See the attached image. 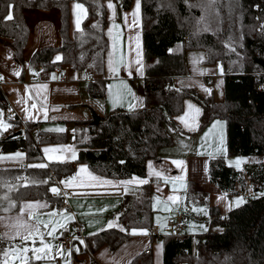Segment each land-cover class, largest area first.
Here are the masks:
<instances>
[{"label": "trees", "instance_id": "trees-1", "mask_svg": "<svg viewBox=\"0 0 264 264\" xmlns=\"http://www.w3.org/2000/svg\"><path fill=\"white\" fill-rule=\"evenodd\" d=\"M82 1L89 8L88 15L81 30L71 34L70 0H0V38L14 47L15 58L24 63L31 33L26 8L58 6L62 9L63 39L59 45L36 50L29 60L30 65H42L46 69L64 64L78 69L92 65L103 74L110 45L106 32L108 8L105 0ZM142 1L147 61L145 105L133 111L116 107L104 115L75 120L76 126L83 128L76 135L77 158L65 162L49 161L41 144L66 141L67 130L48 131L42 127V120L9 119L13 127L8 137L0 138V153L22 148L26 150L29 164L0 166V213L17 211L26 198H46L61 207L64 197L53 195L49 189L74 170L76 162L87 161L92 171L108 177L146 175L147 163L158 158L159 147L173 144L169 128H180L176 115L182 113L185 98L192 97L203 107L198 131L204 130L215 118H224L228 127V154L262 156L245 166L246 169L229 164L225 155L215 156L209 165L211 181L231 195L240 193L250 180L259 193L222 215L220 207L209 202L208 193L191 184L186 198L193 205L208 206L211 227L196 234L197 242L194 235L183 232L153 234L164 242L163 264H264V196L260 195L264 193V30L261 29L264 0H217L213 9L207 7V0ZM9 3L15 5L12 21L4 19ZM124 3L129 6L130 0ZM94 24L98 26L93 27ZM197 48L206 49L208 59L219 60L223 66L225 100H217L213 93L205 95L195 87L173 85L174 77L188 73L187 50ZM59 52L63 59L53 63ZM104 79L97 77L89 81L91 95L107 93ZM39 163H47L48 167H28ZM150 188L151 185H145L136 198L128 193L124 196L118 214L119 225L126 231H121L120 227L104 228L95 235H86V247H83L95 251L109 243L116 249L131 237L133 227L150 230L155 221ZM5 195L15 202V207L7 212L4 209L9 207V201L3 199ZM186 215L189 217L188 213ZM204 216L195 213L196 218ZM214 226L218 227L213 230ZM0 235H3L1 231ZM9 243L7 239L0 240V249L8 248ZM154 258L150 247L139 252L130 264H155ZM36 262L30 260L29 264Z\"/></svg>", "mask_w": 264, "mask_h": 264}, {"label": "crops", "instance_id": "crops-1", "mask_svg": "<svg viewBox=\"0 0 264 264\" xmlns=\"http://www.w3.org/2000/svg\"><path fill=\"white\" fill-rule=\"evenodd\" d=\"M125 0H112V3L116 5V15L113 18L112 12L108 9L109 24L106 26V32L108 35L109 29H112V36L109 37L110 45L109 50L106 52L105 58V72L103 74L98 73L93 67L85 69H78L73 67L72 64H64L55 69H46L41 66L30 65V58L36 50L46 45H59L63 39L61 34L62 16L58 6L52 7H39L30 5L26 8V18L28 23L31 24L30 40L25 50V62L15 58L14 47L6 42L5 39L0 38V76L2 81L0 82V111L3 113V119L6 123L13 124L4 115L6 105H12L16 108L18 116L23 121H37L42 120V127L47 129H64L69 133L68 139L62 142H45L41 144V148L45 147H59L60 145L72 146L75 152L79 149L76 142L77 132H80L83 128L76 126L74 123L77 119H88L94 115H104L108 110L116 107L128 108V104L139 105L143 103L145 105V86H146V58L144 47V30H143V1L141 0V9L139 16L135 18V23L132 12L134 10L135 0H130V5L125 6ZM74 3H82L87 9V15L89 8L82 0H70L69 7L70 11V31L74 34L78 31L75 27V15L73 11ZM106 5L108 0H105ZM127 15V22H125L124 14ZM86 15V16H87ZM86 16L81 15V27L84 24ZM138 37V39H137ZM116 40V48H113V39ZM139 44V49H137ZM113 52L114 61H119L122 58V63L118 64L119 71L112 73L108 70V53ZM137 51L140 52V56L137 57ZM61 55V52L56 55ZM203 56V59L200 57ZM208 51L203 48L189 49L186 52V59L188 60V73L178 75L173 78V85L175 87H195L201 93L209 95L204 89H211V93L214 94L217 100H225V75L219 70L220 61H210L208 59ZM140 59L143 64V75H139L134 71L136 60ZM43 69V71H41ZM14 70L19 71L20 75H14ZM129 70H133V74L129 75ZM34 73H39L38 79H31ZM55 73L57 79L53 80L51 74ZM78 77V78H74ZM105 78L106 90L104 96H93L88 91V83L90 80L96 78ZM223 81L222 85L217 88L216 85ZM126 84L133 96H127L123 100L118 101L116 106L113 105L115 99V93L121 87V84ZM46 84L47 88H40V85ZM201 85L203 87H201ZM111 86L112 96L109 94ZM37 93H39L37 95ZM184 109L182 113L176 115L175 121L180 128H169L174 138L173 144L160 146L158 149V158H152L149 161L152 162L153 167L156 171H161L163 174L160 178L156 176L148 177V173L144 176L136 174L141 178H148L151 185L153 199L159 197V201L154 199L153 205L154 219L165 222L168 217L177 215L180 211L187 212L188 215L192 214V210L195 208L193 204L188 202L187 193L191 184H196L199 189L204 190L208 193L210 200L209 202L213 205L216 204L222 210V215H226L236 207L235 201L237 197H242L244 202L247 199H251L246 195L244 191L247 186L241 188L240 193L227 194L223 191L219 184L211 181L209 173V165L211 158L219 155H225L226 161L232 155L228 154V141H227V121L224 118H215L208 124L204 130H199L200 118L202 117L203 107L198 100L192 97L185 98ZM191 103L201 109L199 116H196L193 127L194 131L184 127L183 123L177 118L184 115L188 111L187 104ZM37 104V108L33 109L31 105ZM137 108V107H136ZM194 115V112H193ZM31 117V118H29ZM215 121H221L223 127H218L213 132H209L212 124ZM191 122V121H190ZM175 129V131H172ZM74 130V131H73ZM197 131V132H196ZM223 132L225 137L226 152L224 154L216 153L215 149L219 146L218 144V133ZM11 132V128L0 134V138L8 137ZM205 133H209L205 139ZM186 145V147H185ZM16 152H22L25 154L23 160H0V166H26L29 164L26 150L19 148L16 151L1 152L0 156H10ZM43 152V151H42ZM203 153V154H199ZM211 153L212 155H209ZM48 155L57 157H69L70 160L71 152L57 151ZM245 166L258 161L261 158H253V154L250 155ZM47 158V156H46ZM48 159V158H47ZM173 160H183L185 163L182 166H177L172 163ZM60 161V160H52ZM148 161V162H149ZM230 164V163H229ZM81 165H86L88 170L95 175L102 176L110 180H125L130 179L132 176L127 178H114L108 177L102 174H98L92 171L86 162L74 163V174L78 171ZM233 165V164H232ZM207 166V171H205ZM244 166L243 169H246ZM183 169V171H182ZM148 163H147V172ZM62 177L58 180L57 186L61 191L68 190L71 195L68 197L67 203L64 204L65 199L63 198V205L61 207L54 206L50 200L46 198H26L22 200V206L25 203H34L39 201L40 203H46L47 207L35 209L33 216H38L40 220L44 221L48 227L45 228L41 225L40 231L44 232V241L46 244L51 246V250L48 251L47 256L37 261L35 264H130L132 259L144 249L150 247L153 248L155 254L154 263H164V246L163 240L160 237H155L150 233L148 229V235L131 234V237L126 240L122 245L116 249H112L110 244H104L95 251H89L80 245L79 241L73 243L72 246L65 247L61 244V238L64 234L69 233L73 230L74 226L79 223L82 224L86 230V235L90 233H97L102 231L101 229L106 228V224L109 221H114L119 224V220H115L119 216L118 212L124 201V196L128 193L132 198H136L142 194L145 185L135 186L132 190L127 193L124 192L123 186H104V187H76L65 189L59 182L64 180ZM168 177V181L164 179ZM172 177H183V183L187 185L185 189L182 187L180 180L173 182ZM249 181V180H248ZM241 185V184H240ZM52 187V186H51ZM159 189V190H158ZM256 193V194H255ZM259 192L255 191L252 197L256 196ZM175 195L181 197L177 204H173L167 201V197ZM62 196V195H61ZM63 197V196H62ZM223 197V199H221ZM242 204V203H241ZM231 205V207H229ZM15 212L0 213V217H4V220H0V231L1 233H8L12 235V230L9 225L14 219L21 215V207ZM67 210L66 214H60L61 210ZM104 209L103 211H100ZM170 209V210H166ZM187 209V210H185ZM52 212H57V215L52 216ZM67 214L73 215L75 218L68 220ZM86 214V215H85ZM24 219H28V212L23 213ZM189 219V217H188ZM211 219L210 216H204L203 218H197L201 223L208 224ZM31 222L35 223V219ZM64 225V227H60ZM211 227V225H209ZM55 227L56 231L54 236H48L47 232L51 231ZM139 229V228H137ZM204 225H190V219L188 220V226L183 230V233L194 235V239L197 242L196 234L203 231H208ZM15 244H20L19 238H17ZM29 248L41 247L39 236L36 237L35 245L32 244V240L25 242ZM86 245V244H85ZM161 247L158 249L157 246ZM63 246V255H57V252L61 250ZM79 248V251H76ZM71 249V254H69ZM47 251V250H46ZM28 257L32 256L29 252ZM14 264H22V261L16 259Z\"/></svg>", "mask_w": 264, "mask_h": 264}, {"label": "snow or ice", "instance_id": "snow-or-ice-1", "mask_svg": "<svg viewBox=\"0 0 264 264\" xmlns=\"http://www.w3.org/2000/svg\"><path fill=\"white\" fill-rule=\"evenodd\" d=\"M217 4V0H207V7L209 9H213L215 8ZM15 5L12 3H9L8 8L9 11L7 13V15L4 17L5 20L8 21H12L14 20V15H13V10H14ZM107 8L111 10L112 12V17L114 18L116 15V5L112 3V0H108V4H107ZM140 9H141V0H135V5H134V10L132 12V16L134 18L133 22L135 23V18H137L139 16L140 13ZM73 11H74V15L76 17L75 19V27L78 31L81 30V15L86 16L87 15V9L85 8L84 4L82 3H74L73 4ZM127 15L128 14H124V19L125 22H127ZM98 24H94L93 27H97ZM261 29L264 30V24L261 25ZM108 35L112 36V29H109L108 31ZM138 39V37H137ZM116 40L115 38L113 39V48H116ZM137 49H139V44H137ZM235 49H233L234 51ZM169 51H173L172 49H170ZM140 56V52L137 51V57ZM63 59V57L61 55H56L55 59L53 61V63L57 62V61H61ZM200 59H203V56L200 57ZM122 63V58L119 61H114L113 59V52H109L108 53V70L109 72L115 73L117 71H119L118 68V64ZM136 65L137 67H135L134 71L136 73H138L139 75H143V64L140 61V59L136 60ZM90 67H92V65H90ZM219 70L221 73H223V66L219 65ZM41 71H43V69H41ZM35 75H39V73H34ZM129 75L133 74V70H129L128 72ZM14 75L19 76L20 72L14 70ZM51 78L53 80L57 79V76L55 73L51 74ZM74 78H78V77H74ZM0 79H2V77H0ZM223 81H220L216 87L219 88L222 85ZM40 88L46 89L47 85L43 84L39 86ZM201 87H203L201 85ZM206 92H208L209 94H211V89H204ZM39 93H37L38 95ZM109 94L110 96H112V92H111V86L109 89ZM127 96H133L134 94L131 92V89L126 85V84H121V87L117 90V92L115 93V99L113 100V105L116 106L118 101L123 100L125 97ZM31 107L33 109L37 108V104L33 103L31 105ZM136 107H143V103H140L139 105H133L131 103L128 104V109L129 111H133ZM187 108L188 111H186L184 113V115L177 117L184 125V127L189 128V130L194 131L195 128L193 127V124L195 123V118L196 116H199L201 113V109L196 107L195 105L191 104L190 102L187 104ZM194 112V115H193ZM31 118V117H29ZM191 121V122H190ZM13 127L12 124L6 123L3 119V113L2 111H0V134H2L4 131H7L9 128ZM218 127L222 128V122L221 121H215L212 124V127L209 129V132H213L214 130H216ZM48 131H59V132H63L65 131L64 129L60 128V129H49ZM74 131V130H73ZM172 131H175V129H172ZM209 133H205V139L208 137ZM218 144L219 146L215 149L216 153L218 154H224L226 152V148L224 147L225 145V137L223 132H219L218 133ZM186 147V145H185ZM43 153L47 156L49 161L52 160H60L61 162H65L69 159V157H57V156H51L48 155L50 153H55L57 151H63V152H71V157L70 159L75 160L76 157V152L74 150V148L72 146L69 145H60L58 148L57 147H45L42 149ZM199 154H203V153H199ZM209 155H212L211 153H209ZM25 158V154L22 152H16L13 155L10 156H0V160H6V161H12V160H23ZM120 163H124V161H120ZM173 164L179 166L184 165V161L183 160H173L172 161ZM230 163H235L236 166H239L241 163L240 159H237L234 162H230ZM28 167H35V168H47L48 164L47 163H39V164H32V165H28ZM148 177L151 176H156L157 178H160L162 176V172L161 171H156L153 167V164L151 161L148 162ZM183 171V169H182ZM205 171H207V166H205ZM18 179H24V178H18ZM51 179V178H49ZM164 179L166 180V182L168 181V177H164ZM183 177H172L171 181L173 182V184L175 183V181L180 180L182 182V187H184L185 189L187 188V185L183 183ZM32 183H35V181H33ZM40 183H48V181H40ZM60 184H62L64 186L65 189H69V188H76V187H92V188H96V187H104V186H123V190L125 193H127L129 190H132L135 186H139V185H145L149 183V179L148 178H141L139 176L133 175L130 179H125V180H110L107 178H104L102 176H98L95 175L94 173H92L91 171L88 170L86 165H81L78 169V171L72 175V176H68L66 177L64 180L59 182ZM27 186V185H24ZM9 190H12L11 186H9ZM159 190V189H158ZM49 191L56 196H60L63 195L65 197V202L67 203V198L69 196V193L67 191L62 192L61 189L57 186H52ZM261 196H264V193L260 194ZM3 199L8 200L9 201V207L5 208L4 211H10L11 208L15 207V202L11 201V198L8 197L7 195H5L3 197ZM157 201H159V197L154 198ZM181 199V197L179 196H175V195H170L167 197V201L172 202L173 204H177V202ZM221 199H223V197H221ZM241 203H244V200L242 197H237L235 204L237 207L240 206ZM156 205H153V207L155 208ZM47 207L46 203H40L39 201L34 202V203H25L23 204V206L21 207V215H18L14 221L9 225L10 229L12 230V235H9L8 233H4L3 235H0V240H4L7 239L9 240V247L6 249H0V264H14V261L16 259H19L22 261V264H29L30 260H35V261H40L42 259H44L47 254L48 251L51 250V246L49 244H46L44 241V232L40 231L41 225L43 224L45 228L48 227V225L39 219L38 216H33V213L35 211V209L38 208H44ZM231 207V205L229 206ZM104 209H101L100 211H103ZM166 210H170V209H166ZM187 210V209H185ZM194 211L197 209H193ZM27 211L28 212V219H24L23 213ZM199 211H205L204 209H200ZM67 210H61L60 214H66ZM52 216L57 215V212H52L51 213ZM86 215V214H85ZM68 220H72L75 217L71 214H67L66 217ZM4 217H0V220H4ZM33 219H35V223L31 222ZM159 217H157V221L159 222ZM115 220H119V216H117L115 218ZM60 227H64V225H60ZM116 227H120L121 231H126L125 228H123L122 226H120L118 223L114 222V221H109L106 224V228L107 229H112V228H116ZM162 227V226H161ZM102 231L105 229H101ZM56 229L55 227L52 228L51 231L47 232L48 236H54ZM133 235L136 234H140V235H148V229L147 228H135L133 227L131 229V233ZM90 235H95V233H90ZM39 236V240H40V244L41 247H31L29 248L28 246H26V241L28 240H32V244L35 245L36 243V237ZM17 238H19L20 240V244H14L12 242H14ZM74 239L79 241L80 245H85L84 240L80 239L79 237H73ZM161 246L158 245L157 248L159 249ZM47 250V251H46ZM76 251H79V248H76ZM31 252L32 256L28 257V253ZM69 254H71V249H69ZM57 255L62 256L63 255V246H61V250H59L57 252Z\"/></svg>", "mask_w": 264, "mask_h": 264}, {"label": "built area", "instance_id": "built-area-1", "mask_svg": "<svg viewBox=\"0 0 264 264\" xmlns=\"http://www.w3.org/2000/svg\"><path fill=\"white\" fill-rule=\"evenodd\" d=\"M31 79L37 80L38 75H32ZM0 81H1V79H0ZM4 108H5L4 115L8 119L16 121L19 118L18 113L16 111V108H14L12 105H6ZM66 175L67 176L74 175V170L69 171ZM248 182H251V184L248 185L247 188L244 189V191L246 192V195L249 198H251L252 194H254V192H255V189L252 186L253 185L252 181L249 180ZM65 191H67L69 193V196L71 195V193L68 190H65ZM64 199H65V197H64ZM67 200H68V198H67ZM65 203L66 202H64V204ZM186 214H187L186 212L180 211L177 215H174L172 217L171 216L168 217L165 222H162V221L158 222L157 220H155V221H153L152 225L150 226L151 228L149 231L151 234H161V233L180 234L188 226V217ZM85 232H86V230L84 229L82 224L77 223L71 232L66 233L62 236L61 244H63L65 247L72 246L73 243L76 242V239H74L73 237H79L80 239L85 240L86 239V233Z\"/></svg>", "mask_w": 264, "mask_h": 264}, {"label": "rangeland", "instance_id": "rangeland-1", "mask_svg": "<svg viewBox=\"0 0 264 264\" xmlns=\"http://www.w3.org/2000/svg\"><path fill=\"white\" fill-rule=\"evenodd\" d=\"M43 67V66H42ZM2 81V80H1ZM0 81V82H1ZM254 157L253 158H256V157H259L261 158L262 156L261 155H253ZM251 158L250 155H232L230 158H228V163L230 162H234L236 161L237 159H240L241 160V163L239 166H236L235 163H230V164H233L234 166H236L237 168H244L245 164L247 163L248 159ZM256 162V161H253V163ZM251 163V164H253ZM251 187V186H250ZM256 194V193H255ZM195 209L197 210H192V215L190 216L189 215V219H190V225H193V226H196V225H204L206 226V229L210 228V226L208 224H205V223H201L197 220V218L195 217V213H201L203 215H208L210 214V211H208V206L207 205H194ZM200 209H204L205 211H199ZM187 213V212H186ZM188 219V220H189ZM218 226H214L213 230L216 229Z\"/></svg>", "mask_w": 264, "mask_h": 264}]
</instances>
